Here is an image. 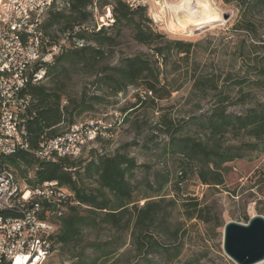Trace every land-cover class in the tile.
<instances>
[{"label":"rangeland","instance_id":"374dc122","mask_svg":"<svg viewBox=\"0 0 264 264\" xmlns=\"http://www.w3.org/2000/svg\"><path fill=\"white\" fill-rule=\"evenodd\" d=\"M95 1L96 6L88 8L91 17L87 25L96 27L97 23L104 21L103 26L107 27L110 24L107 20L108 10L111 7L102 4L110 3V0ZM124 1H129L133 7H145L154 29L167 40L191 43L193 48L188 56L172 52L161 61L160 58H153L152 47L135 43L130 34L125 33L119 44L109 52L104 64L116 66L123 58L145 54L156 61L160 81L168 84L173 92L169 97L155 101V105L142 103L116 127L112 138L88 144L78 158L88 160L92 152L112 155L124 144L135 143L127 152L139 166L130 179L135 204L139 207L148 200L158 199L153 191L158 189L162 178L168 176L169 184L158 195L164 196L166 201H175V206L168 209V221L172 230H178L177 240L183 244L182 255L169 263L163 262L158 256H151L153 264H234L222 250L223 227L229 222L245 224V219L249 220L255 215L264 217V143L256 150L244 151L242 159L227 165L231 171L225 176L223 187L212 189L201 185L195 171L187 168L180 189L174 192L172 184L177 180L176 171L184 164L178 160V155L170 153L169 140L159 131L158 123L161 117H165L173 122L175 128H183L177 137L206 140L208 132L201 127L202 120L195 121V118L210 113L216 95L231 99L232 104L226 106L229 113L242 114L252 106L264 107V13L255 11L247 14L246 22L253 24V27L246 31L238 30L237 27V22L243 20L241 9L234 4H225L222 0H207L206 5L202 0ZM202 4L212 9L216 16L214 21L203 22L189 17L186 29L173 24L171 26V23L177 22V12L184 11L185 5L200 8ZM59 29L58 25L48 29L49 37L57 38L61 34ZM85 44L95 46L91 42ZM63 66V73L55 84L63 94L62 106L69 107V116L74 118L75 123L88 120L113 122L134 104L135 95L142 89L138 85L130 86L125 92L115 95L100 87L88 71H81L73 63ZM196 78L212 82L207 96L193 88ZM49 82L47 78L43 84L52 86ZM80 111V115L76 116ZM63 128L66 130L67 125L64 124ZM223 142L224 146L244 147V144L252 143L253 140L243 135L236 137L228 134ZM13 171L20 184L29 186L27 180L33 177V169L22 165L20 171ZM193 199L211 205L214 209L208 223L186 219L185 210H192L187 207V203ZM157 238L164 241L161 236ZM175 239L166 241L173 243ZM125 240L126 246L111 257L109 263L114 259L111 264H145L143 260L136 263L137 255L130 246L128 233H116L106 225L85 230L82 242L72 250L58 247L50 256V264H71L70 255L76 254H81L83 260L90 264L104 251L112 250L116 243ZM90 245L93 247H88ZM101 262L98 260L96 264Z\"/></svg>","mask_w":264,"mask_h":264},{"label":"trees","instance_id":"16d2710c","mask_svg":"<svg viewBox=\"0 0 264 264\" xmlns=\"http://www.w3.org/2000/svg\"><path fill=\"white\" fill-rule=\"evenodd\" d=\"M67 1L69 8L63 11H50L43 25L50 43H54L58 38H50L47 33V30L55 25L60 27L61 34L68 32L70 35L66 51L56 56L54 62L46 67V79L49 78V84L52 86L38 84L29 86L26 90L32 98L30 110L32 116L27 124L29 150L16 151L6 157L3 166L13 173V170L20 171L22 165L31 168L33 177L27 180L30 188H40L44 183H56L57 192L65 195L66 213L64 212L57 222L53 241L54 252L58 247L72 250L82 242L85 230H95L106 225L116 233L122 231L128 233L130 246L137 255L136 263L143 260L145 264H153L151 256H158L165 263L176 261L182 255L183 244L177 240L178 230H172L168 221L170 215L168 209L175 206V201H166L164 196L158 195L169 184V178L164 176L158 189L153 191L158 199L148 200L140 207L135 204L130 179L139 166L127 152L130 147L136 145L135 143L124 144L112 155L92 152L88 160L62 158L55 162H41L33 155V151L44 139L56 137L64 132V124L67 125V129L76 124L74 118L69 116V107L62 106L63 94L55 84L59 75L63 73L61 69L64 64L73 63L81 71H88L96 78V83L100 87L115 95L125 92L130 86L141 87V91L135 95L134 104L123 112L125 121L128 114L138 109L142 103L149 102L155 105V101L169 97L173 90L168 84L160 81L156 61L145 54L123 58L116 66L104 64L109 52L119 44L120 38L129 33L135 43L152 47L153 58H160L161 61L172 52L188 56L193 44L167 40L154 29L145 7H133L124 0L103 2L102 6L111 7L113 22L107 27L102 26L98 31H81L72 35L75 26L87 25L91 17L88 8L96 6V1ZM222 1L241 9L243 20L241 23L237 22L238 30L248 31L253 27V24L246 22L247 14L255 11L264 13V0ZM74 39L81 40L84 44L91 42L95 46L85 44L78 48L75 47ZM211 83L210 80L196 78L193 88L207 96ZM231 104L228 96L218 94L210 113L195 118V121L202 120L201 127L208 132L206 140L189 136L177 137V133L183 128L181 126L175 128L171 120L160 118L159 131L168 138L170 153L178 155V160L184 164L176 171L177 180L172 184L174 192L180 189L187 168L195 171L201 185L212 189L223 187L225 176L231 171V167L227 165L242 159L244 151L256 150L264 143V107L252 106L242 114H233L226 111V106ZM80 113L81 111L76 116ZM228 134L236 137L243 135L253 142L244 144L247 149L243 145L224 146L223 139ZM187 207L192 208L191 211L185 210L187 220L196 219L205 223L211 219V211L214 210L211 205H204L195 199L187 203ZM245 221L247 223L249 220ZM157 236H161L164 241H159ZM169 237L176 238V241L167 242ZM125 246L126 240L116 243L112 250L104 251L90 264H96L98 260L103 261L101 264L114 263V259L109 263L111 257ZM50 258L48 257L46 264H50ZM70 260L71 264H87L81 254L70 255Z\"/></svg>","mask_w":264,"mask_h":264},{"label":"built area","instance_id":"2783aa9c","mask_svg":"<svg viewBox=\"0 0 264 264\" xmlns=\"http://www.w3.org/2000/svg\"><path fill=\"white\" fill-rule=\"evenodd\" d=\"M68 8L67 0H0V264H46L54 253L57 222L65 212L66 197L57 192L56 183L22 185L3 161L16 151L29 150L32 98L26 90L44 83L46 67L66 51L70 37L68 32L60 34L50 43L43 25L50 11ZM107 20L113 22L109 10ZM104 23L75 26L72 35L98 31ZM74 42L75 47L84 46L81 40ZM123 119L76 123L44 139L33 155L41 162L76 159L88 144L112 138Z\"/></svg>","mask_w":264,"mask_h":264},{"label":"water","instance_id":"95a60500","mask_svg":"<svg viewBox=\"0 0 264 264\" xmlns=\"http://www.w3.org/2000/svg\"><path fill=\"white\" fill-rule=\"evenodd\" d=\"M222 250L234 264L264 262V217L255 215L245 224L226 223L223 227Z\"/></svg>","mask_w":264,"mask_h":264},{"label":"bare ground","instance_id":"6f19581e","mask_svg":"<svg viewBox=\"0 0 264 264\" xmlns=\"http://www.w3.org/2000/svg\"><path fill=\"white\" fill-rule=\"evenodd\" d=\"M207 0H202V3H205ZM208 6V5H207ZM183 10H180L177 12V22L176 23H171L174 26H177L178 28L181 29H186L189 25L187 24L186 20L187 18H192L193 20H202L203 22H209V21H214L216 16L212 9L210 7H204L202 4L201 7L199 8L198 6L191 7V6H184ZM104 22V21H103ZM202 23V22H201ZM262 264V263H259Z\"/></svg>","mask_w":264,"mask_h":264}]
</instances>
